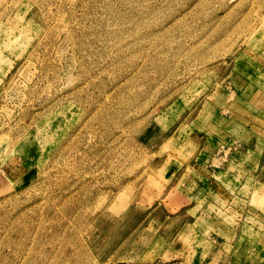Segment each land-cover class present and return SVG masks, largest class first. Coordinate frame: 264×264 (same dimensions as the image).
<instances>
[{
	"label": "rangeland",
	"instance_id": "374dc122",
	"mask_svg": "<svg viewBox=\"0 0 264 264\" xmlns=\"http://www.w3.org/2000/svg\"><path fill=\"white\" fill-rule=\"evenodd\" d=\"M0 264H264V0H0Z\"/></svg>",
	"mask_w": 264,
	"mask_h": 264
}]
</instances>
